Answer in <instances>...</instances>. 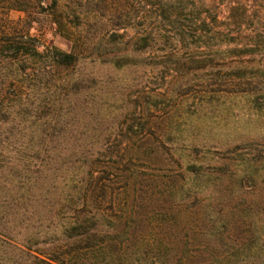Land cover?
<instances>
[{
	"label": "trees",
	"instance_id": "trees-1",
	"mask_svg": "<svg viewBox=\"0 0 264 264\" xmlns=\"http://www.w3.org/2000/svg\"><path fill=\"white\" fill-rule=\"evenodd\" d=\"M226 97L264 113V0H0V264H264V153L185 139Z\"/></svg>",
	"mask_w": 264,
	"mask_h": 264
},
{
	"label": "rangeland",
	"instance_id": "rangeland-1",
	"mask_svg": "<svg viewBox=\"0 0 264 264\" xmlns=\"http://www.w3.org/2000/svg\"><path fill=\"white\" fill-rule=\"evenodd\" d=\"M19 16V14L14 13L11 18L17 20ZM32 34L39 35L37 31H32ZM45 39L48 44L53 42L57 48L64 52L71 50V44L60 36L49 34L45 36ZM85 64L88 65V63ZM90 69L94 70L95 75L100 80L106 79L110 74L113 75L114 80H118L117 83L119 84L122 81L130 82L132 79L142 77V73L139 71L137 74L131 69L113 72L99 63H96L95 67H90ZM189 78L192 79L193 75H190ZM193 101V99H188L185 105H190ZM220 103L216 110L207 109L202 110L197 115L190 114L191 116L188 117L185 127V139H191L196 145L202 146L205 143L207 147H212L213 150L220 153L233 150L239 146L253 150L254 153H256L255 151L264 153V113L258 114L250 111L247 101L239 98L226 97ZM124 114L126 113L124 112ZM35 164L40 167L35 179H39L40 187L43 188L41 192L50 194L52 184L56 182L58 191L62 192V182L66 175V168H61L62 164L60 162L51 163L50 159L43 163L37 161ZM54 168H59V170L56 171ZM55 177H57L56 181ZM29 214L32 218L29 223L35 230L43 231L42 234H44L46 232L44 231L45 228L50 225V205L45 207L41 203H36L29 208Z\"/></svg>",
	"mask_w": 264,
	"mask_h": 264
}]
</instances>
